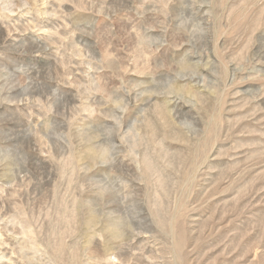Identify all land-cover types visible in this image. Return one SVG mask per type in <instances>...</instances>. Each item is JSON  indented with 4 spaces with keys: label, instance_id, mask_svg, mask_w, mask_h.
<instances>
[{
    "label": "rangeland",
    "instance_id": "obj_1",
    "mask_svg": "<svg viewBox=\"0 0 264 264\" xmlns=\"http://www.w3.org/2000/svg\"><path fill=\"white\" fill-rule=\"evenodd\" d=\"M0 264H264V0H0Z\"/></svg>",
    "mask_w": 264,
    "mask_h": 264
}]
</instances>
